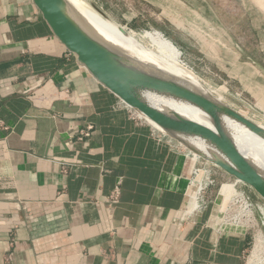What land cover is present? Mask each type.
Wrapping results in <instances>:
<instances>
[{
    "label": "crops",
    "instance_id": "1",
    "mask_svg": "<svg viewBox=\"0 0 264 264\" xmlns=\"http://www.w3.org/2000/svg\"><path fill=\"white\" fill-rule=\"evenodd\" d=\"M236 62L260 101L264 60ZM0 122V264H244L253 237L215 235L211 194L185 218L192 157L100 85L32 0H0Z\"/></svg>",
    "mask_w": 264,
    "mask_h": 264
},
{
    "label": "rangeland",
    "instance_id": "2",
    "mask_svg": "<svg viewBox=\"0 0 264 264\" xmlns=\"http://www.w3.org/2000/svg\"><path fill=\"white\" fill-rule=\"evenodd\" d=\"M89 1L101 15L106 16L108 24L115 28H123L127 32H142L144 29L159 31L173 45L183 63L195 72L199 78L198 83L205 90L222 98L234 109L251 116L255 122H264V98H260V101L247 98V91H241V81L236 77L237 60L244 63L251 58L260 65L263 64L264 0ZM77 4L80 6V3ZM82 6L80 9L86 18L97 28H102ZM124 14L127 18H137L141 25L122 21ZM170 15L180 22L179 26L171 21ZM246 75L247 72H244L243 76ZM221 171L225 177H217V184L204 198L207 200L211 194V206H215L214 209L223 204L225 206L228 203L226 200L237 192L236 189L244 190L252 198L255 203V221L243 229L250 232L253 240L244 264H264V212L258 208L261 206L264 210V196ZM190 193L193 194L191 191ZM196 204L195 194L189 210L194 212Z\"/></svg>",
    "mask_w": 264,
    "mask_h": 264
},
{
    "label": "water",
    "instance_id": "3",
    "mask_svg": "<svg viewBox=\"0 0 264 264\" xmlns=\"http://www.w3.org/2000/svg\"><path fill=\"white\" fill-rule=\"evenodd\" d=\"M32 3L40 11L58 42L132 114L152 129L175 140L217 169L225 171L264 196V179L250 170V164L230 136L221 128L216 118L211 128L181 114L171 106L158 105L146 96H153L152 91L162 90L186 97L201 105L198 98L177 84L141 73L124 62L120 55L87 30L67 0H32ZM248 59L247 62L262 69L258 62ZM220 108L264 135L263 127L247 121L238 110L229 105H222ZM184 134L195 135L204 143V149L194 146Z\"/></svg>",
    "mask_w": 264,
    "mask_h": 264
},
{
    "label": "bare ground",
    "instance_id": "4",
    "mask_svg": "<svg viewBox=\"0 0 264 264\" xmlns=\"http://www.w3.org/2000/svg\"><path fill=\"white\" fill-rule=\"evenodd\" d=\"M78 14L87 30L98 40L104 42L123 61L135 70L170 81L185 88L201 102V105L175 93L152 91L153 96H146L156 104L171 106L181 114L213 128L214 118L221 128L230 136L244 158L250 164V170L264 179V135L254 131L245 122L222 110V105H229L220 97L205 90L198 83L195 72L180 59L178 52L156 29H144L142 32H127L123 28L113 27L99 13L89 0H67ZM84 6L89 15L102 26L97 28L90 19L82 13ZM82 6V7H83ZM202 83V82H201ZM145 96V95H144ZM230 106V105H229ZM206 108V109H205ZM247 121L264 128V122L257 123L254 119L238 111ZM144 115V114H143ZM145 116V115H144ZM152 121L151 119H149ZM154 122V121H152ZM155 123V122H154ZM184 136L197 148L204 149V143L195 135ZM195 154V153H194ZM196 157L198 154H195ZM186 191V190H185ZM195 196V191L190 190ZM197 206V204H196ZM195 206L194 213H197Z\"/></svg>",
    "mask_w": 264,
    "mask_h": 264
},
{
    "label": "built area",
    "instance_id": "5",
    "mask_svg": "<svg viewBox=\"0 0 264 264\" xmlns=\"http://www.w3.org/2000/svg\"><path fill=\"white\" fill-rule=\"evenodd\" d=\"M90 128L91 126H88L87 130H83V134L89 135L88 129ZM152 135L158 141H161L166 137L164 134L155 129H152ZM180 148L194 160L186 196H189L188 193L190 190L193 192L195 191L194 193L196 194L197 198V213L190 211L187 207L185 210V218L187 220H193L194 217L204 209L206 203V199L204 197H206L208 191L217 184V168L199 156L196 157L194 153L186 149L184 146L180 145ZM236 191L237 192H235V194H233L230 199L226 200L228 203H226L225 206H223L224 204L219 206L210 215L211 227L215 235L218 237L227 232L242 230L245 226L248 228V225L250 226V224H253L255 221V203L253 202L252 198L244 190L238 191L236 189ZM119 195L120 188L119 186H116L109 196L110 201L116 202L119 199ZM258 208L261 212H264L261 206H258Z\"/></svg>",
    "mask_w": 264,
    "mask_h": 264
}]
</instances>
